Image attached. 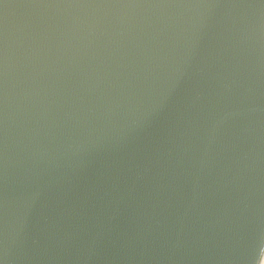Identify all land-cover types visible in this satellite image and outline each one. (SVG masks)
<instances>
[{"label": "water", "instance_id": "water-1", "mask_svg": "<svg viewBox=\"0 0 264 264\" xmlns=\"http://www.w3.org/2000/svg\"><path fill=\"white\" fill-rule=\"evenodd\" d=\"M264 0H0V264H261Z\"/></svg>", "mask_w": 264, "mask_h": 264}, {"label": "bare ground", "instance_id": "bare-ground-1", "mask_svg": "<svg viewBox=\"0 0 264 264\" xmlns=\"http://www.w3.org/2000/svg\"><path fill=\"white\" fill-rule=\"evenodd\" d=\"M261 264H264V258H263V260H262V263Z\"/></svg>", "mask_w": 264, "mask_h": 264}]
</instances>
